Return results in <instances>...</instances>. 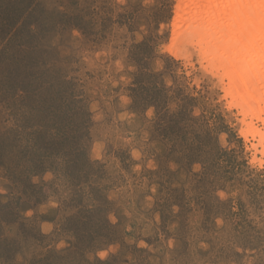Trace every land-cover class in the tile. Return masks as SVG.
Here are the masks:
<instances>
[{"label":"rangeland","instance_id":"obj_1","mask_svg":"<svg viewBox=\"0 0 264 264\" xmlns=\"http://www.w3.org/2000/svg\"><path fill=\"white\" fill-rule=\"evenodd\" d=\"M185 1L0 0V264H264V154L172 53Z\"/></svg>","mask_w":264,"mask_h":264},{"label":"bare ground","instance_id":"obj_2","mask_svg":"<svg viewBox=\"0 0 264 264\" xmlns=\"http://www.w3.org/2000/svg\"><path fill=\"white\" fill-rule=\"evenodd\" d=\"M175 28L172 53L179 58L180 39L199 49L239 110L246 134L258 139L254 149L264 154V128L256 126L264 125V2L186 0Z\"/></svg>","mask_w":264,"mask_h":264},{"label":"snow or ice","instance_id":"obj_3","mask_svg":"<svg viewBox=\"0 0 264 264\" xmlns=\"http://www.w3.org/2000/svg\"><path fill=\"white\" fill-rule=\"evenodd\" d=\"M261 2H264V0H261Z\"/></svg>","mask_w":264,"mask_h":264},{"label":"trees","instance_id":"obj_4","mask_svg":"<svg viewBox=\"0 0 264 264\" xmlns=\"http://www.w3.org/2000/svg\"><path fill=\"white\" fill-rule=\"evenodd\" d=\"M165 117V114H162Z\"/></svg>","mask_w":264,"mask_h":264}]
</instances>
